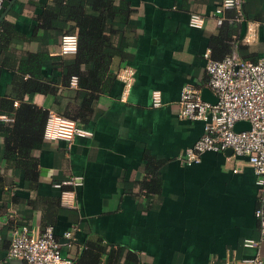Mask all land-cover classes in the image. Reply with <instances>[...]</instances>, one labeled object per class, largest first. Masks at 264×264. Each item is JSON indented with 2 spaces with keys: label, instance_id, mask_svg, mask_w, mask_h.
Segmentation results:
<instances>
[{
  "label": "crops",
  "instance_id": "0c3cea01",
  "mask_svg": "<svg viewBox=\"0 0 264 264\" xmlns=\"http://www.w3.org/2000/svg\"><path fill=\"white\" fill-rule=\"evenodd\" d=\"M6 2L0 14V99L18 95L15 108L21 97L48 115L70 117L82 100L75 80L63 83L64 65L74 55H56L70 22L59 17L49 26L42 17L55 0ZM220 2L114 0L131 12L128 24L111 32L115 44L124 41L110 65L114 79L77 122L92 136L47 139L46 120L43 145L31 154L35 173L6 162L0 129V264L23 263L8 254L11 233L22 225L34 236L52 226L70 264L92 242L102 246L101 264H228L256 255L264 264L255 216L262 192L253 168L228 149L205 151L188 164L184 150L203 135V122L176 113L185 84L216 101L205 55L212 56L217 19L237 14L232 8L216 14ZM193 15L202 17L201 26L190 24ZM243 22L246 30L254 26L251 41L244 40L246 30L241 36ZM236 24L232 51L244 60L263 59L264 0H245ZM37 52L50 56L39 80L55 91L21 93L19 81L28 77L21 59ZM128 71L126 89L121 77ZM154 96L161 106L153 105ZM5 122L0 119V127ZM257 240L259 245L250 244Z\"/></svg>",
  "mask_w": 264,
  "mask_h": 264
},
{
  "label": "built area",
  "instance_id": "2783aa9c",
  "mask_svg": "<svg viewBox=\"0 0 264 264\" xmlns=\"http://www.w3.org/2000/svg\"><path fill=\"white\" fill-rule=\"evenodd\" d=\"M245 0H221L216 14L225 9H235L236 20L242 18V7ZM4 0H0V9ZM223 17L217 19L221 25ZM232 21V19H229ZM202 17L193 15L192 26H201ZM255 29L250 25L244 40L251 41ZM77 51V35L64 33L60 38L57 56L75 55ZM205 69L208 74V85L214 92L215 102L202 99L199 91L190 84L182 87L176 107L179 117L203 122V135L192 146L184 150L186 162L197 163L205 151H225L231 149L236 156H245L257 176V184L262 192L260 207L255 210L259 222V241L264 242V58L257 61L241 59L233 50L222 59H213L206 54ZM125 88L132 82L131 72L121 77ZM153 105L161 106L159 96H154ZM0 119L11 121L8 115H0ZM239 121H247L249 129L236 131L234 126ZM47 139H72L75 136L91 137L92 134L83 129L75 120L50 113L45 127ZM237 171V169H234ZM74 180V179H73ZM71 237L70 232L65 233ZM259 241H251V245H259ZM8 254L19 258L22 264H70V259L61 255L60 245L55 238L52 226L44 227L38 236L32 235L28 226L22 225L11 233ZM228 264H263L258 255Z\"/></svg>",
  "mask_w": 264,
  "mask_h": 264
},
{
  "label": "trees",
  "instance_id": "16d2710c",
  "mask_svg": "<svg viewBox=\"0 0 264 264\" xmlns=\"http://www.w3.org/2000/svg\"><path fill=\"white\" fill-rule=\"evenodd\" d=\"M42 17L55 25L60 17L70 22L68 33L77 35V51L74 59L63 68V83L70 85L75 80L79 97L82 100L69 113L70 119L80 122L104 93L114 79L110 65L115 56L123 50L124 41L114 43L111 32L121 31L128 24L130 9L124 4H114V0H55ZM234 16L224 20L218 33L211 38L212 58L222 59L232 52V41L238 34L237 20ZM232 19V21H229ZM109 25V33L105 27ZM121 37V36H120ZM122 38V37H121ZM241 51V48H240ZM50 56L44 53H29L21 59L22 74L18 89L24 92H54V87L40 81L41 66ZM257 61V60H256ZM17 94V93H16ZM15 97H18L16 95ZM0 99V112L10 116L11 121L1 124L4 137V159L10 166L23 168L27 174L35 173L36 160L31 156L33 150L43 145V131L48 111L20 98L18 107H14V98ZM81 106V107H80ZM102 246L97 242L87 244L80 258L72 264H101Z\"/></svg>",
  "mask_w": 264,
  "mask_h": 264
},
{
  "label": "water",
  "instance_id": "95a60500",
  "mask_svg": "<svg viewBox=\"0 0 264 264\" xmlns=\"http://www.w3.org/2000/svg\"><path fill=\"white\" fill-rule=\"evenodd\" d=\"M6 4H7V2H6V0H5V1L3 2V5H2V7H1V9H0V14L3 13V11H4V7L6 6ZM245 30H246V22H243V23H242L241 36L245 33ZM249 128H250V125H249V123H248L247 121H239V122H237V123L235 124V126H234V129H235L236 131L246 130V129H249ZM227 151H230V152L232 153L231 149H228Z\"/></svg>",
  "mask_w": 264,
  "mask_h": 264
}]
</instances>
